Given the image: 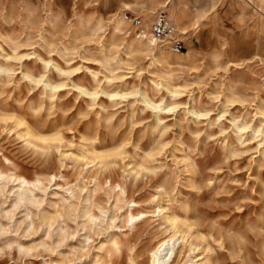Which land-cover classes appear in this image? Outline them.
<instances>
[{
	"label": "rangeland",
	"instance_id": "rangeland-1",
	"mask_svg": "<svg viewBox=\"0 0 264 264\" xmlns=\"http://www.w3.org/2000/svg\"><path fill=\"white\" fill-rule=\"evenodd\" d=\"M161 11L183 54L136 38ZM169 239L167 264H264V0H0V264Z\"/></svg>",
	"mask_w": 264,
	"mask_h": 264
},
{
	"label": "built area",
	"instance_id": "built-area-1",
	"mask_svg": "<svg viewBox=\"0 0 264 264\" xmlns=\"http://www.w3.org/2000/svg\"><path fill=\"white\" fill-rule=\"evenodd\" d=\"M131 22L137 39L153 40L176 55L185 52L186 46L182 34L167 13L161 11L152 20L136 16Z\"/></svg>",
	"mask_w": 264,
	"mask_h": 264
},
{
	"label": "bare ground",
	"instance_id": "bare-ground-1",
	"mask_svg": "<svg viewBox=\"0 0 264 264\" xmlns=\"http://www.w3.org/2000/svg\"><path fill=\"white\" fill-rule=\"evenodd\" d=\"M143 41H147V40H143ZM150 43L153 44L155 42L152 40V41H150ZM146 103H148V102H146ZM132 219L134 220L135 218H132ZM174 243L175 242L173 239H169L168 241H165L162 244H160L152 254V263L151 264H167L170 261L172 255L174 253Z\"/></svg>",
	"mask_w": 264,
	"mask_h": 264
}]
</instances>
